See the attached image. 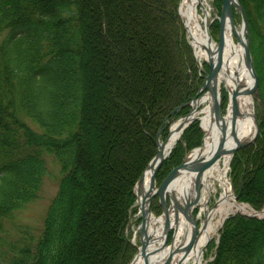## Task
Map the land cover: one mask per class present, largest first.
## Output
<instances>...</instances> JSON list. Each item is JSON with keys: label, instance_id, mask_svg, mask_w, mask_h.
Masks as SVG:
<instances>
[{"label": "trees", "instance_id": "trees-1", "mask_svg": "<svg viewBox=\"0 0 264 264\" xmlns=\"http://www.w3.org/2000/svg\"><path fill=\"white\" fill-rule=\"evenodd\" d=\"M89 1L0 0V264H128L135 253L126 233L136 212L134 185L156 153V133L164 119L200 87L192 48L177 13L179 0H128L118 10L105 2L93 7ZM238 1L249 24L263 104L256 142L233 155L229 176L236 192L241 187L239 201L260 211L264 207V0ZM214 4L219 10L221 0ZM92 15L94 29L89 23ZM157 23L162 38L152 35ZM213 26L218 29L217 22ZM108 34L120 49H112L118 56L111 52V75L99 85L106 100L100 125L110 122L112 128L106 130L113 138L118 129L122 142L132 141L125 143L131 158L143 154L131 163L116 158L118 163L105 166V172L87 183L85 173L90 177L91 171L85 154L86 61L92 65L96 61L92 35ZM188 109L169 119L185 115ZM166 134L167 123L161 136ZM202 137L198 121L184 130L157 171L158 188ZM108 143L107 152L111 140ZM45 153L59 164L60 179L42 230L35 237L25 229L8 240L7 222L38 197L47 172ZM207 264H264V218L237 214L226 219L216 256Z\"/></svg>", "mask_w": 264, "mask_h": 264}, {"label": "bare ground", "instance_id": "bare-ground-1", "mask_svg": "<svg viewBox=\"0 0 264 264\" xmlns=\"http://www.w3.org/2000/svg\"><path fill=\"white\" fill-rule=\"evenodd\" d=\"M199 8L202 10L199 12ZM180 14L189 30V37L196 51L199 60L205 59V51L202 46L207 45V26L210 17V9L207 0H181ZM246 41L241 29L232 28L226 21L222 32V47L216 60L215 86L218 95L225 89L227 93V104L225 112L219 126L212 124L211 100L205 94L198 101V109L202 112V128L205 132L203 146L188 154L187 160H193L202 155L209 157L214 151L219 138L220 128L223 127L220 146L232 147L239 143H245L252 139L255 133V122L253 114V98L250 88L253 80L250 69L247 66L243 55V43ZM212 46L215 47L212 40ZM237 95L236 102L239 106V113L234 105L233 95ZM178 122L172 125V133L167 144L162 148L167 151L173 146L179 137V132L175 131ZM229 155L212 158L194 169L181 168L175 175L168 190L174 194L181 204L184 213H179L176 224H172L174 230L173 241L170 246L160 252V247L165 235H162V225L164 220L151 216L149 228L152 229V221L156 222L158 229L154 233V243L150 245L153 249L149 257V264H163L169 251H174L181 245H185L193 232L192 221L187 217V213L193 208H199L198 218L204 215L207 217L205 226L197 229L193 242L187 247L179 250L171 260V264H203L205 245L216 234L222 221L230 214L240 212L248 213L250 209L235 200V194L227 177ZM150 170H146L144 175L143 193L138 197L139 205L143 204L144 196L148 192ZM218 195L215 203L210 208L208 201L212 193ZM152 220V221H151ZM170 225L172 214L169 215ZM153 231V230H152ZM133 264H144L142 258H137Z\"/></svg>", "mask_w": 264, "mask_h": 264}, {"label": "rangeland", "instance_id": "rangeland-1", "mask_svg": "<svg viewBox=\"0 0 264 264\" xmlns=\"http://www.w3.org/2000/svg\"><path fill=\"white\" fill-rule=\"evenodd\" d=\"M89 2L92 4L93 7H95V5L98 7L104 6L103 2H105L106 6L113 4L115 8H117L116 10H118V6L123 8L124 4H127L128 0L126 1L125 0H100V1L90 0ZM207 2L210 8L209 18L211 19L214 16V12L212 8V3L214 2L213 0H207ZM199 11L201 12L200 8H199ZM117 14L119 13L117 12ZM89 23L94 29V16L93 15L89 18ZM214 23H216V21H214L211 25V34H212V37L216 41L217 36H218V29L216 30V28L213 26ZM234 23L238 27L240 25L239 18H234ZM152 30L154 31V32L152 31V35H154V37L157 38L159 36L160 38H162L160 34H158L159 32L163 33L158 23H157V26L153 28ZM94 31L95 30H93V33ZM138 31L142 33L141 29ZM154 33L158 34V36ZM90 40H91L90 42L91 47L93 48V53H95L96 61L94 65H92L90 61H86L87 71L85 70L87 74L86 75L87 83L89 85L88 88L86 87V104H87V117H88L87 122H86V127L88 131L89 140H88V144L85 150V154H86V160L88 163L87 168L90 169L91 171L90 177L87 175V173H85V179H86L85 181H87V183H89V181L91 182L93 176L97 177V175L100 176L103 172H105L104 170L105 166L109 167V165H112L113 167L115 160L118 163L120 160L118 161L116 158H119L124 162L131 163L137 160L140 161L142 154H143L142 152H140V155L138 156L134 155V157L131 158L130 157L131 152L130 154L126 153L127 148H126L125 143L131 144L132 141L128 140L125 143L122 142L119 139L121 132H118L119 131L118 129H116L115 131L116 138H113L111 136L112 133L109 130H106L107 128L109 129L112 128V124L110 122H107V124L104 126L100 125L101 120H103L102 112L106 110V100H104L105 98L103 95L100 96L99 85L103 83V79L105 75L110 77L111 75L110 60L112 58L111 52H113L114 50H117V48L119 51L120 43H118L114 37L112 38L110 34L105 35V36L92 35ZM249 44H251L250 36H249ZM152 46H155V43H152ZM112 49L114 50L112 51ZM114 52L113 54L115 55V57L116 55L118 56V53H114ZM96 53L99 55V58ZM115 57H113L114 60H115ZM204 69L207 71V68L204 67ZM153 77L155 79V77H158V74L154 75ZM202 83H203V78H201L200 85H202ZM251 96L253 98V112H254L255 117L257 118L261 112V106L263 104L258 94V86L254 88V91L251 93ZM221 97L225 98V105H226L227 93L225 89L221 90ZM170 123H172V121ZM126 125L128 126L127 127L128 130L130 131L131 128L129 124H126ZM199 127H200V123H199ZM128 130L126 129V131H124L125 135H128ZM157 134H158V131L156 133V137H157ZM158 137H159L158 138L159 140H162L166 136H161V131H160V136ZM117 138L118 140H116ZM109 140H111V147L108 150L109 152H107L106 144L107 145L109 144L108 143ZM155 141H156V138H155ZM129 147H128V150L130 151L131 147L130 148ZM188 153L189 151L185 152L184 157ZM44 160L46 162L47 172L44 175L38 197L34 201L27 204L24 208L16 211L12 219L7 222L8 240L12 238L14 239L18 238L20 236V232H22V230H25V229H28L29 233L35 237H37V235L42 230L44 217L46 215L48 206L52 198L55 196L57 192L58 182L60 179L59 164L54 159V157L49 153H45ZM132 164L130 166H132ZM101 169H103L102 172H101ZM229 174L230 173L228 169L227 177H228V180L230 181ZM262 176L264 177V173ZM90 186L93 190L94 186L91 184ZM83 190L86 194L89 193V189H87L86 187H84ZM217 192L218 190H216V193H212V195L210 196L209 201H208L209 208L215 203V199L218 195ZM233 192L234 194H237L236 189L234 187H233ZM159 206L160 204L158 201V197L153 198L150 204V208H151L153 215L155 216L161 215L162 211L160 209L161 207L159 208ZM154 209L158 210L159 213L157 214L156 211H154ZM191 213L193 217H195L196 219L197 226L200 227L203 221L204 215L198 218V214H199L198 207H195ZM138 222H139V219L137 218V213H136V216L131 218V225H130V231H129L130 237L133 234V231L136 230ZM219 230H220V227H218L216 234L211 238L210 242L206 244V247L204 249L203 264H207L208 262H211L216 256L217 245L219 243V233H220ZM168 235L169 237H168L166 244H169L171 242V236L173 235V231L172 230L169 231ZM139 241H140V233L137 232L134 242L139 245Z\"/></svg>", "mask_w": 264, "mask_h": 264}, {"label": "water", "instance_id": "water-1", "mask_svg": "<svg viewBox=\"0 0 264 264\" xmlns=\"http://www.w3.org/2000/svg\"><path fill=\"white\" fill-rule=\"evenodd\" d=\"M221 2H222L221 3V9H220L219 13L214 8L215 14L219 15L218 23H219L220 32H219L218 42H217L215 47L212 46V38L209 34V27H207V29H206L207 35H208L207 36L208 37L207 38V45L202 46V48L206 54L205 63L208 66V72H204V74H203L202 87L197 92V94L191 99V101L189 103L183 102L181 105H179L177 108H175L170 113V115H174L180 109H182L184 106L190 107V110L188 111V113L186 115H184L183 117H179L176 120L172 121V123L169 127L168 137L164 141H160L158 139L161 128L159 129L157 137H156V141H155V145L157 148L156 154L152 158V160L148 163L146 169L141 174L140 178L138 179V181L136 183L135 197H136V202H137L138 197L143 193V183H144L145 172H146V170L151 171L150 179H149L148 192L143 197L144 198L143 204L139 205L137 202L138 207H139V213H140V224L138 226V230L140 232V246H136L133 244L136 248V254L129 264H133L137 258H142L144 264H149V257L151 255V253L153 252V249H150V245L152 242L154 243V233H156L155 230L158 229V227L155 225L156 222H153L152 220H151L152 221L151 223H152L153 227H152V229L149 228L150 218L152 216L151 210H150V204H151L154 196H156V195L159 196V202L162 206V214H161V216H159L156 219L162 218L164 220L161 232H162V235H165V238L161 244L160 252H162L165 248L166 241L168 239L169 231L174 229V228L172 229V224L174 225L177 223L179 213H184L182 210L181 204L178 201V198L174 194L170 193L168 190V188H169L171 182L174 180L175 175L178 172V170H180L181 168L192 170L195 167L199 166L200 164L204 163L205 161H207L209 159L217 158V157L223 156V155L232 156L234 154V152H236L242 148H245L246 146L254 143L257 136H258L259 123H258L256 117L254 116V114H252V117H253L254 122H255V133H254L252 139L248 142L239 143V144L234 145L232 147L220 146V142L222 139V133L224 132L223 127L220 128L221 131L219 133V138H218V141L216 143L215 149L209 157L206 158L202 155H199L198 157H195L193 160H187L188 155H186L184 157V159L182 160V162L180 163V165L177 168L173 169L169 173V175L164 179V181L161 183V185L158 189L156 188V180H155L156 172L158 171V169L162 165L163 161L168 157L172 148L175 146L177 140L179 139L178 138L174 142L173 146L170 147L167 151L162 150V148L167 144V141H168V139L172 133V130H171L172 124L175 122H178V126L175 129V131L179 132V137H180L183 130L192 121H194L196 119L200 120V118H197L196 115L201 114L202 109L199 110L198 107H196V106H199L197 103H198V101H200V99L205 94H208L210 97V100H211L212 124H214V126H219V124L222 120L221 98L218 95L214 80H215V74H216V68H217L216 60L218 58V54H219L220 49L222 47V32H223V27H224L226 21H228L230 23L231 27L234 28L233 13H232L233 8L239 12L240 29L247 36L246 41L243 43V55H244L245 62L250 69L251 78L254 82V87L252 89H250V92L252 93L254 91V88L257 87V83H258L257 82V76H256V73L254 70L253 61H252V57H251L250 50H249L248 23H247V19H246L244 10H243L241 4L238 2V0H222ZM180 4H181V0L179 2V6H178V14L181 17ZM181 19H182V24H183L184 28L186 29L187 37L189 38L188 27L185 24L182 17H181ZM191 46L193 48V51H194V54L196 57V52L194 50V47L192 44H191ZM196 66H197L198 70L202 71L198 59H196ZM236 97H237V95L234 93L233 101H234V105L237 109V113H239V106H238V103L236 102ZM167 119H168V117L165 118L164 122H166ZM200 127H201V129H203L202 125H200ZM202 146H203V141H202V145L196 149H200ZM196 149H194V150H196ZM165 198H167V202L165 201ZM238 198H239V194L235 195L236 201L238 200ZM170 212L172 214L171 225H170V221H169ZM240 214L248 216V217L263 218L264 217V209L262 211H259V212H256V211L251 209V211L249 213H240ZM186 215L190 219V221H192V225H193L192 235L185 245H183V246L181 245L180 247H178L174 251L173 250L169 251L165 261L163 262V264H170L174 255L179 250L190 245L195 238V233L197 230V222L194 219V217L192 216L191 212L187 213ZM232 215H234V214H232ZM226 218H228V216ZM206 220H207V217L204 216L203 222L200 225V229H202L205 226ZM224 220L222 221L221 226H222ZM173 235H174V230H173ZM173 235H172L170 245L172 244V241H173Z\"/></svg>", "mask_w": 264, "mask_h": 264}]
</instances>
